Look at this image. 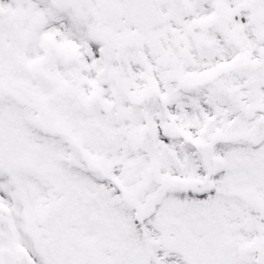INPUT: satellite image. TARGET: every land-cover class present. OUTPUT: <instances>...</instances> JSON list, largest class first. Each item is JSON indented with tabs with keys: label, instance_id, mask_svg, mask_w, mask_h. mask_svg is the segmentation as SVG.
Wrapping results in <instances>:
<instances>
[{
	"label": "snow or ice",
	"instance_id": "snow-or-ice-1",
	"mask_svg": "<svg viewBox=\"0 0 264 264\" xmlns=\"http://www.w3.org/2000/svg\"><path fill=\"white\" fill-rule=\"evenodd\" d=\"M0 264H264V0H0Z\"/></svg>",
	"mask_w": 264,
	"mask_h": 264
}]
</instances>
